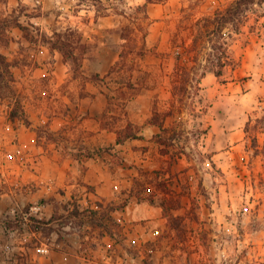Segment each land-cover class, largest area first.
Instances as JSON below:
<instances>
[{
    "label": "rangeland",
    "instance_id": "obj_1",
    "mask_svg": "<svg viewBox=\"0 0 264 264\" xmlns=\"http://www.w3.org/2000/svg\"><path fill=\"white\" fill-rule=\"evenodd\" d=\"M230 1L153 0L146 49L126 47L120 60V29L145 0H0V52L12 73L0 86V264H38L49 251L37 248L61 249L66 234L72 251L98 263L264 264V4L230 39L238 64L202 78L206 112L183 109L185 130L203 120L207 133L187 132L186 153L173 159L149 123L153 107L172 100L181 21ZM190 33L180 37L188 43ZM58 37L75 61L53 47ZM128 123L143 138L118 143ZM158 170L179 199L170 210L178 228L133 196L135 180L150 186ZM16 217L24 222L9 226Z\"/></svg>",
    "mask_w": 264,
    "mask_h": 264
},
{
    "label": "trees",
    "instance_id": "obj_2",
    "mask_svg": "<svg viewBox=\"0 0 264 264\" xmlns=\"http://www.w3.org/2000/svg\"><path fill=\"white\" fill-rule=\"evenodd\" d=\"M153 0H145L144 3L136 5V9L141 12L142 16H136L132 19L133 26L125 25L120 29V39L123 40L122 50L119 53L120 60H122L126 47H134L139 44L140 49H146V35L147 27L150 24L149 15L147 12V4ZM264 0H231L223 7H216L212 12L200 15L195 19H191L193 13L185 16L180 23V30L175 33L172 38L171 51L174 57V66L171 71V97L170 105L167 109H159L153 107L152 115L149 123L156 125L158 132L153 134L155 142L158 144L159 152L162 155H168L170 158H179L186 153L185 145H179L181 141H188L187 132L191 133L196 139L201 135L206 134L209 125H205L204 121L199 122V127L195 131H187L182 126V112L184 108H190L197 116H201L206 112L209 105H203L205 97L203 96V86L201 84L202 78L207 74L212 73L217 78L224 74V70L228 65H237L238 59L233 55L230 48V39L233 33L238 32L240 25L248 17V12L255 9L257 6H262ZM184 22V23H183ZM183 23V24H182ZM132 28L141 32L139 36L136 33L135 37L130 35ZM182 29H190L191 37L187 43L183 37H180ZM66 40L60 37L53 42V47L60 50L64 55L70 56L72 60H76L72 51L68 49ZM168 53V54H170ZM120 60L112 65L108 71L111 74ZM11 63L7 60L5 55L0 52V86H3V81L12 80V73L10 71ZM2 69V70H1ZM5 75L8 76L5 79ZM120 86H131L130 81L123 83ZM129 84V85H128ZM120 90H123L122 88ZM190 100V101H189ZM16 112L10 114L14 116ZM170 118L169 126H166V121ZM143 138L137 130L132 128V124L118 132L117 142L120 143L126 139ZM171 148H174L171 151ZM89 155V154H88ZM212 163V160H210ZM156 175L151 178L149 183L151 185H142L136 179L133 187V196L140 201H148L151 204L161 206L163 213L169 215L170 225L172 228H178L181 219L179 215L170 213V210L177 208L176 205L179 199H174L176 192L168 188V183L162 179V171L153 172ZM153 187V190H152ZM171 194L166 198L164 194ZM174 204V205H172ZM78 212V206L76 208ZM169 212V213H168ZM54 215L48 222H51ZM16 221H21L19 217L8 222L9 226ZM24 222V221H21ZM35 222V220H34ZM41 223L40 220H36ZM38 227V225H36ZM12 227V226H11Z\"/></svg>",
    "mask_w": 264,
    "mask_h": 264
},
{
    "label": "crops",
    "instance_id": "obj_3",
    "mask_svg": "<svg viewBox=\"0 0 264 264\" xmlns=\"http://www.w3.org/2000/svg\"><path fill=\"white\" fill-rule=\"evenodd\" d=\"M28 132L26 130L22 129L19 131V139L20 140H26L28 139ZM42 207V206H41ZM45 215L49 216L52 212V209L46 205L44 207ZM73 236L72 234H66L64 236V243L60 245L61 249H54L49 250V252L46 254V256H38V264H106L109 263V257H106V259L103 260V262L98 263L97 260H95V257L90 258L89 256L83 254L77 251H72L74 248L71 246L73 244ZM71 244H70V243ZM112 264H114L112 262Z\"/></svg>",
    "mask_w": 264,
    "mask_h": 264
},
{
    "label": "built area",
    "instance_id": "obj_4",
    "mask_svg": "<svg viewBox=\"0 0 264 264\" xmlns=\"http://www.w3.org/2000/svg\"><path fill=\"white\" fill-rule=\"evenodd\" d=\"M34 209H39L40 208V206H38V207H33ZM39 251H46V252H48L49 251V247H47V246H44V245H40L38 248H37Z\"/></svg>",
    "mask_w": 264,
    "mask_h": 264
}]
</instances>
